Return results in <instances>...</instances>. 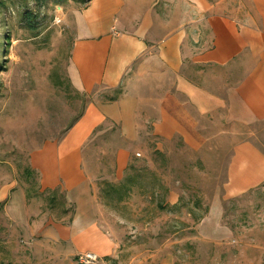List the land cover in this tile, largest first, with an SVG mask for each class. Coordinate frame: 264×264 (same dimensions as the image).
Listing matches in <instances>:
<instances>
[{"label":"rangeland","instance_id":"rangeland-1","mask_svg":"<svg viewBox=\"0 0 264 264\" xmlns=\"http://www.w3.org/2000/svg\"><path fill=\"white\" fill-rule=\"evenodd\" d=\"M150 1L156 11L172 0ZM85 2L0 0V264H79L85 253L96 256L94 264H156L167 254L174 264H264V183L235 196L225 191L233 145L252 135L264 152V122L236 126L224 121L221 110L197 116L207 143L191 150L179 137L153 132L161 96L155 86L141 93L136 142L106 122L84 149L81 171L104 187L97 204L106 207L93 214L90 204L83 216L100 213L103 225L116 224L100 228L115 231L116 252L103 257L90 249L95 243L57 238L59 229L73 227L76 214L56 178L59 142L87 105L134 95L124 86L81 93L73 84L74 14ZM27 12L35 18L26 19ZM55 14L62 18L58 25ZM129 144L131 164L119 180L116 152ZM107 184L114 188L110 194ZM125 186L129 194L120 200ZM38 211L50 219H37Z\"/></svg>","mask_w":264,"mask_h":264},{"label":"crops","instance_id":"crops-1","mask_svg":"<svg viewBox=\"0 0 264 264\" xmlns=\"http://www.w3.org/2000/svg\"><path fill=\"white\" fill-rule=\"evenodd\" d=\"M155 4L88 0L74 14L71 80L78 91L91 93L101 86L111 93L124 86L134 94L111 95L106 102L87 105L59 142L56 178L68 189L76 214L70 222L73 227L60 225L57 238L95 243L90 249L103 257L116 252L117 242L115 231L100 228H116V224L103 225L100 213L83 216L90 204L93 214L106 207L97 204L104 187L100 189L81 171L84 149L96 129L110 122L128 141L136 142L139 99L153 86L161 92L155 102L153 132L162 139L179 137L191 150L207 143L197 116L221 110L224 121L236 126L264 122V0H172L154 11ZM251 137L233 145L226 170L227 195L264 183V152ZM129 147L132 144L116 152L117 179L131 164ZM108 187L110 194L113 185ZM46 215L38 211L36 218L45 220ZM156 264H174L173 256L167 254Z\"/></svg>","mask_w":264,"mask_h":264},{"label":"trees","instance_id":"trees-1","mask_svg":"<svg viewBox=\"0 0 264 264\" xmlns=\"http://www.w3.org/2000/svg\"><path fill=\"white\" fill-rule=\"evenodd\" d=\"M33 1L35 2L36 5H38V6H43L44 4L47 3L48 0H33ZM81 1H82V0H81ZM87 1H88V0H86V2H87ZM86 2H85V3H86ZM24 17H25L26 19H29V18H35V17H32V16H31L30 12H29V13L27 12L26 14H24ZM81 115H82V113L79 114V116H78V118L76 119V121L81 117ZM76 121H75V122H76ZM72 125H73V124H72ZM72 125H70V127H71ZM70 127H69V128H70ZM69 128H68V129H69ZM125 188H126V186L124 187L125 195L122 196L120 200H122L123 198H125V197L128 196V194H129V189L126 190ZM111 190L114 191V188L111 187ZM113 193H114V192H113Z\"/></svg>","mask_w":264,"mask_h":264},{"label":"built area","instance_id":"built-area-1","mask_svg":"<svg viewBox=\"0 0 264 264\" xmlns=\"http://www.w3.org/2000/svg\"><path fill=\"white\" fill-rule=\"evenodd\" d=\"M96 261V256L90 253L81 254L77 257L79 264H94Z\"/></svg>","mask_w":264,"mask_h":264},{"label":"clouds","instance_id":"clouds-1","mask_svg":"<svg viewBox=\"0 0 264 264\" xmlns=\"http://www.w3.org/2000/svg\"><path fill=\"white\" fill-rule=\"evenodd\" d=\"M60 11H62V8L61 7H59V6H57V8L55 9V12L56 13H59ZM54 16V19H53V24H60L61 22H62V18H61V16L60 15H58V14H55V15H53Z\"/></svg>","mask_w":264,"mask_h":264}]
</instances>
